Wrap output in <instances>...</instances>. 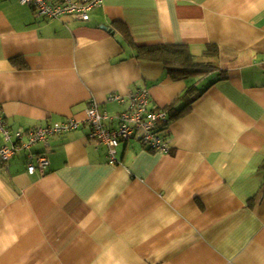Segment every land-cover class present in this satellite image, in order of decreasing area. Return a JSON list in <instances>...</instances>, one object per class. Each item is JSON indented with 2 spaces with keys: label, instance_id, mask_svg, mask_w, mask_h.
Segmentation results:
<instances>
[{
  "label": "crops",
  "instance_id": "1",
  "mask_svg": "<svg viewBox=\"0 0 264 264\" xmlns=\"http://www.w3.org/2000/svg\"><path fill=\"white\" fill-rule=\"evenodd\" d=\"M162 44L211 69L174 79L138 57ZM136 90L168 110L191 92L168 121L171 151L133 139L110 164L83 124L49 141L44 174H29L24 151L0 164V264H264V0H103L88 22L0 0L13 135L82 122L92 101L116 117L128 105L108 97Z\"/></svg>",
  "mask_w": 264,
  "mask_h": 264
},
{
  "label": "built area",
  "instance_id": "2",
  "mask_svg": "<svg viewBox=\"0 0 264 264\" xmlns=\"http://www.w3.org/2000/svg\"><path fill=\"white\" fill-rule=\"evenodd\" d=\"M20 2L30 6L38 18L58 20L63 16H71L77 21L88 22L91 12L101 6L103 0H20ZM108 101L127 104L128 107L118 116L110 117L101 111L97 102L92 101L86 110V119L82 122L69 118L53 125L18 131L14 135L0 113V135L4 141L0 148V163L8 165L18 152L25 151L28 152L30 159L27 165L29 174L39 172L44 174L50 165L49 159L42 156L36 159V162H31L34 158L30 154L31 147L40 142L48 147L51 138L75 131L83 124L90 127L91 138L106 146L110 164H118L119 144L133 139L140 140L141 144L150 150L165 154L171 151V141L164 134L169 126V113L165 109L150 108V95L147 90H136L128 96L113 94L108 97ZM115 119L118 120V126L108 128L106 121Z\"/></svg>",
  "mask_w": 264,
  "mask_h": 264
},
{
  "label": "trees",
  "instance_id": "3",
  "mask_svg": "<svg viewBox=\"0 0 264 264\" xmlns=\"http://www.w3.org/2000/svg\"><path fill=\"white\" fill-rule=\"evenodd\" d=\"M138 57L141 59H144L146 61L162 64L165 67V69L167 70V72L170 75H172L174 79H178V78L184 79L187 77L197 76L200 74H204L207 71H209V69H211V66L195 62L192 55L188 52L187 48L183 45L162 44V45H155V46H148V47L139 48ZM190 93L191 92L189 91L187 96H185V98H187L188 103L183 108H181L180 110H177L174 108H172V109L170 108L169 110L165 109L168 111L170 119L173 117L182 116L190 110V108L193 104V101L195 100V99H191V98L189 99L188 98V97H190L189 96ZM165 132H167V130L164 131V134H165ZM57 137H59V136H57ZM53 138H55V137H53ZM40 143H42V142H40ZM40 143H37V144H40ZM42 144H44L45 149H46V151H44L42 153H34L32 151V147H34L36 145L31 147V153L30 154L32 155V157H34L31 162H36V159H38L39 157H42V156H46L49 159V151L46 147V144L45 143H42ZM18 153H20V152H18ZM25 154H26V161H27V165H28V162L30 161L29 154H28V152H25ZM49 162H50V159H49ZM1 165L3 167L7 166L4 164H1ZM49 167H50V165H49Z\"/></svg>",
  "mask_w": 264,
  "mask_h": 264
}]
</instances>
